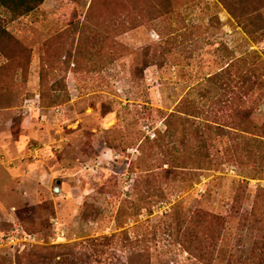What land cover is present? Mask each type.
<instances>
[{"label": "rangeland", "instance_id": "obj_1", "mask_svg": "<svg viewBox=\"0 0 264 264\" xmlns=\"http://www.w3.org/2000/svg\"><path fill=\"white\" fill-rule=\"evenodd\" d=\"M219 10L0 6V264L103 240L92 264H264V97L239 90L264 71V33ZM220 98L235 99L229 124L214 123Z\"/></svg>", "mask_w": 264, "mask_h": 264}, {"label": "trees", "instance_id": "obj_2", "mask_svg": "<svg viewBox=\"0 0 264 264\" xmlns=\"http://www.w3.org/2000/svg\"><path fill=\"white\" fill-rule=\"evenodd\" d=\"M44 0H0V6L4 7L14 18L22 17L25 15H28L35 11L42 3ZM0 33L7 34L3 29L0 28ZM3 38L0 36V42L2 41ZM258 60L256 62L262 64V67H264V62L261 60V58H257ZM230 65L226 68V70L223 72V75L225 77L231 78L230 74ZM254 74H256L253 78L254 80L249 81V86L246 88V90L243 87H240L239 90L244 91V95H248L249 92L253 91L255 88H257V85L261 86V91L259 93L260 97H258L256 100L253 101V103H259L261 101V98L264 97V71L258 72L254 71ZM263 96V97H261ZM235 99L228 98L225 100H222V98L219 99L218 107L219 111L218 113H223L224 116L218 117L215 119L214 123L217 122H224L223 120L225 119L226 124H229L230 121H226L227 118L229 117L226 115L225 111L227 110H232L233 111V106ZM235 112V111H234ZM249 112L252 113L251 108L248 109V106L246 107V103H244V108L241 107V109L238 111V116L242 115V118L245 119L248 117ZM220 116V114H219ZM187 128V127H185ZM207 148V147H206ZM208 149V148H207ZM209 154V150H206ZM110 245L109 240H103L101 242H96L94 241L93 244H91V249L95 254L97 253H103L102 248H107ZM55 247L51 248H44L41 249L39 252L32 253L30 252L28 256L29 263L28 264H92V256L93 252L91 253H83L76 251L75 248L72 247H61L59 246L58 248H64L65 250H61L60 252H54ZM40 249V248H37ZM45 250V252H43ZM52 250V251H50ZM59 257L60 259L56 261V258Z\"/></svg>", "mask_w": 264, "mask_h": 264}, {"label": "crops", "instance_id": "obj_3", "mask_svg": "<svg viewBox=\"0 0 264 264\" xmlns=\"http://www.w3.org/2000/svg\"><path fill=\"white\" fill-rule=\"evenodd\" d=\"M211 1H214L220 8L218 13L220 22H231L235 26L248 25L252 27L251 25H253L256 31L264 33V0ZM262 26L263 28H261Z\"/></svg>", "mask_w": 264, "mask_h": 264}, {"label": "built area", "instance_id": "obj_4", "mask_svg": "<svg viewBox=\"0 0 264 264\" xmlns=\"http://www.w3.org/2000/svg\"><path fill=\"white\" fill-rule=\"evenodd\" d=\"M54 226L56 227V229H55V232H56V240H64V232L61 230H59V228L57 227L58 226V224H57V222H54ZM21 234H22V238H20L19 237V234H18V236H12V237H10L9 239L13 242V243H17L18 241H29V240H31V236L30 235H27L25 232H21Z\"/></svg>", "mask_w": 264, "mask_h": 264}, {"label": "water", "instance_id": "obj_5", "mask_svg": "<svg viewBox=\"0 0 264 264\" xmlns=\"http://www.w3.org/2000/svg\"><path fill=\"white\" fill-rule=\"evenodd\" d=\"M55 192H58V189H55Z\"/></svg>", "mask_w": 264, "mask_h": 264}]
</instances>
